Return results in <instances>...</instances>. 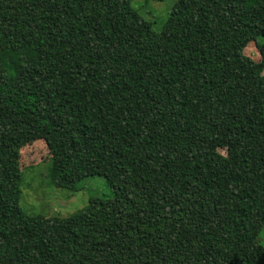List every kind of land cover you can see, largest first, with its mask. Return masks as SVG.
Wrapping results in <instances>:
<instances>
[{
  "label": "trees",
  "instance_id": "obj_1",
  "mask_svg": "<svg viewBox=\"0 0 264 264\" xmlns=\"http://www.w3.org/2000/svg\"><path fill=\"white\" fill-rule=\"evenodd\" d=\"M263 70L264 0H176L158 32L130 0H0V264H264ZM38 140L53 185L111 195L25 212Z\"/></svg>",
  "mask_w": 264,
  "mask_h": 264
},
{
  "label": "rangeland",
  "instance_id": "obj_2",
  "mask_svg": "<svg viewBox=\"0 0 264 264\" xmlns=\"http://www.w3.org/2000/svg\"><path fill=\"white\" fill-rule=\"evenodd\" d=\"M175 1L130 0V4L145 20L150 21L152 29L158 32L162 29ZM246 52L258 60L257 51L252 43L247 45ZM48 157V149L41 140L22 149L23 168L19 204L25 212L32 215L63 217L83 208L92 197L107 198L111 195L106 179L100 175L84 178L76 184L75 190L53 185L49 178L51 161ZM257 242L264 245V226L258 233Z\"/></svg>",
  "mask_w": 264,
  "mask_h": 264
}]
</instances>
